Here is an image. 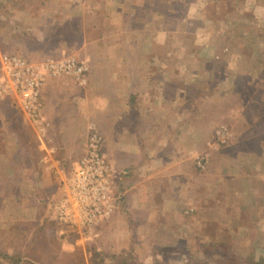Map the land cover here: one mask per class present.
Wrapping results in <instances>:
<instances>
[{"label":"crops","instance_id":"0c3cea01","mask_svg":"<svg viewBox=\"0 0 264 264\" xmlns=\"http://www.w3.org/2000/svg\"><path fill=\"white\" fill-rule=\"evenodd\" d=\"M144 2L100 0L99 6L90 9L92 17L88 28L96 34L89 44L84 42L90 57L88 81L80 85L68 76L47 79L42 90L44 112L50 123L46 141L38 140L37 132H33L16 101L0 98V177L10 175L13 191L10 202L15 214L12 223L21 226V230H34V235L35 231L40 232L37 235L44 233L47 241H40L39 237L35 241L32 239L44 264H64L66 255L78 253L83 257L81 264H88L93 254L102 260L101 264L107 257L114 264L123 255L136 257L137 247L161 246L145 236L148 231L173 230L176 235L173 234L171 241L161 244L188 246L189 250L193 243L186 240L191 235L184 237L185 230L189 234L197 229L199 215H206L202 222L207 224L217 220L213 214H218L224 223L230 224L233 219L241 224L243 211L255 207L251 198H258L260 192L264 197V177L257 179L255 174L246 172L251 165L259 167L254 158L249 160L247 156L260 154L262 145H251V153L247 154L246 145L238 143V133L229 142L233 145L220 147V151L212 153L208 168L213 172V166H217L215 159L220 157V173L215 171L219 177H206L208 179L201 184L204 191L199 186L196 162L203 152L207 155L210 148L206 145L208 133L205 132L204 137L199 134L194 122L199 112L189 107L185 109L183 102L194 93L196 86L209 79L220 50L212 44V35L194 34V50L204 57L200 58V68L193 67L189 74L180 71L185 63L164 60V54L171 51L164 45L165 40L160 42L163 45L136 47L134 51L132 40H129L133 38V21L142 20L137 7L153 5L150 0ZM219 3L224 6L223 2ZM157 4L169 6L165 1ZM214 4L218 6V0H214ZM195 5L196 10L179 20L204 23L205 16L198 4ZM120 13L131 21L126 29L118 26V22L124 21ZM99 18L109 22L106 34L102 32ZM122 38L128 39L130 44L123 45ZM1 50L0 44V76L3 75V56L16 55ZM99 52L106 55L107 60L98 58ZM153 53L157 57L150 60ZM134 54L141 56L132 60ZM221 81L227 85L231 82L229 79ZM232 85L236 86V82ZM91 127L102 135L106 159L116 173L113 177L115 208L109 218L94 225L92 233L69 239L64 235L75 232L65 227L58 229L60 225L52 218V207L63 196L64 181L84 155V143ZM201 130L202 134L205 128ZM252 133L253 138L261 141L259 129L252 128ZM228 148H233V161L236 160L231 166L221 161V156H230L225 153ZM217 178L222 186L220 193L215 188L219 184H213ZM237 181L245 185H232ZM255 186L260 187L257 193L253 190ZM246 190L254 196L247 195ZM200 206H204V210ZM3 210L5 214L10 211ZM138 254V260L145 264L154 256L148 252Z\"/></svg>","mask_w":264,"mask_h":264},{"label":"rangeland","instance_id":"374dc122","mask_svg":"<svg viewBox=\"0 0 264 264\" xmlns=\"http://www.w3.org/2000/svg\"><path fill=\"white\" fill-rule=\"evenodd\" d=\"M160 1L163 3L165 1L169 6L157 4ZM172 1L150 0L153 4L152 6H148L147 4H144V7L138 6L137 8L142 20L133 21L134 25L131 32L133 38L129 40H132L134 51L136 47L138 49L144 46L150 48L151 45H163L160 42L165 40L166 43L164 45L168 46L171 51L164 54V60L166 62L185 63L180 66L183 68L180 71H187L188 74L189 71L192 73L193 67L200 66V58L204 57V55L201 56V53L194 50L195 48L192 44L196 42L193 39L194 34L208 33L212 35L210 37L212 44H215L220 50L217 54L218 59L216 60V64H214V68H211L209 79L196 86L194 93L189 95L188 99L183 102L185 109L189 107L191 111L199 112L194 119L199 134L204 137L205 132L208 133L206 145L210 147V150H207V155H203L205 152L202 153V156H206L208 160L207 165L205 169H200L196 163L199 186L204 184L205 180L208 179L206 177H219L217 174L220 173L221 168L220 157L215 159L217 166L215 168L213 166V172L208 168L212 159V153L220 151V147L233 145L229 142L236 137V133L240 137V142L238 143L246 145L244 151L247 154L251 153L249 152L251 145H262L260 154L255 155V157L247 156L249 160L254 158L259 167L251 165L246 172L249 175L255 174L258 177L257 179L264 177V135H260L262 137L261 141L253 138L252 128L248 124L250 120L256 121V118L261 113H264V101H259V97L264 99V0H218V6L214 4V0ZM219 1L223 2L224 6ZM99 2L100 0H0L1 49L5 53L16 54L32 61L42 62L52 58H61L64 53L66 56H73L80 61L89 63L88 45H84V42L89 44L96 34L95 31H90L88 26L91 24L90 19L92 17L90 9H93L97 5L99 6ZM200 2L204 4H202L204 7L201 6ZM195 3L202 10L205 22L203 23L201 20L180 21L179 19H186L185 15H190L192 10H196ZM194 16L195 13L191 15V17ZM119 17L124 21L118 22V26L126 29L131 21L127 18L124 19V13H120ZM99 19L102 24V32L106 34L109 22H105L102 18ZM111 23L113 24V22ZM84 31L85 34L83 35ZM129 40L125 38L121 39L123 45H129ZM7 49L10 51L7 52ZM55 54H61V56L55 57ZM140 56V54H134L132 60H137ZM155 56L157 57L155 53L150 54V60ZM97 57L105 60L106 55L99 52ZM187 72L185 74L186 77H188ZM240 76L243 78L240 79ZM222 79H229L231 82L228 85L223 84L226 82H222ZM234 81L236 85L239 81L243 82L241 93L231 90ZM220 91H222L224 96H219ZM215 93L217 97L214 96ZM3 99L12 100L9 97ZM249 102L253 103V106L249 105L251 104ZM255 116L258 117L255 118ZM256 126L259 127V122L256 123ZM221 127H225L228 130L225 142L222 141V135L217 133ZM31 128L36 133L32 123ZM203 128L205 130L201 134L200 132L203 131L201 130ZM36 135L40 141L39 135L37 133ZM246 139L250 140L246 141ZM86 141L87 138L85 143ZM200 144L198 142V145ZM231 149L233 148L227 149L229 152L225 150V153H229L230 156L220 155L223 157L221 161L225 165L229 164V166L236 162V160L233 161L235 158H233ZM240 159L243 160L242 153H240ZM240 167L242 168L243 165ZM0 179V250H4L6 253L10 251L13 254H23L25 251L33 249L32 245H29V243H32V239L35 241V238L39 237L40 241L42 239L47 241V238L40 234L37 235L40 233L39 231H35V236L32 229L21 231L19 227L18 229L15 227L12 223L15 214L12 213L13 205L10 202L13 198V191L10 189V175H3ZM218 179L214 180L213 184H219L215 188L220 193L219 188L222 186L220 182H217ZM237 182L232 185H235V187L239 183V186L241 184L245 185L242 181ZM200 187L202 188L203 185ZM202 189L203 191L205 190L204 187ZM245 189L246 187L241 189V191ZM253 190L257 193L260 187L255 186ZM236 192L239 193V191ZM246 193L249 195L247 190ZM257 195L258 198H254V194L249 195L250 197L254 196L251 200L255 203V207L254 209L246 208L243 211L241 218L243 221H241V224H238L233 219L230 224L226 222L225 224L223 220L220 221L218 214H213V217L217 218V220L207 224L202 222L206 215L203 213L199 215L196 221L197 229L189 234L185 230L187 235L184 237L191 235L186 240H189V244L193 243L189 250L187 246L183 245L178 247L161 244L165 241L166 243L169 242L174 237L173 234L176 235L173 230H168L165 233L162 231H148V233H145V236L153 239V243L160 244L161 246H150L146 249L144 246L142 247L143 249L137 247L136 255L139 256L138 252L143 254L148 252L151 256L154 255L153 259L147 264H156L158 262L159 264H190L185 255L188 252H194L196 257H198V262L201 264H204L205 261H208V263L211 261L210 264H218L222 261L223 257L218 254L217 247H209V245L215 246L216 244H220V247L227 244L230 252L232 251L231 253L242 259L251 257L253 253L255 256L261 255L264 251V197H261V192ZM216 196L217 200H219V195ZM217 206V209L221 208L219 204ZM200 207L204 210V206ZM4 208L10 210L8 214L3 212ZM233 213H236V210ZM66 235H68L69 239H77V236H81L80 233H67L64 236ZM45 248L47 247L43 249ZM157 254H161L162 258H157ZM37 255L39 256L38 253ZM48 255L50 257V254ZM80 256L79 253L73 256H66L64 264H73L75 260H80L78 264H81L83 260L81 258L83 257ZM137 256L123 255V258L120 257L117 259L118 262L115 263L145 264V262L138 260ZM39 257L42 256L40 255ZM91 259H89L88 264H101L102 260H98L95 254H93ZM157 259L159 260L157 261ZM111 263L112 259L110 261L107 257L106 261L103 260L102 264ZM191 264L193 263L191 262Z\"/></svg>","mask_w":264,"mask_h":264},{"label":"built area","instance_id":"2783aa9c","mask_svg":"<svg viewBox=\"0 0 264 264\" xmlns=\"http://www.w3.org/2000/svg\"><path fill=\"white\" fill-rule=\"evenodd\" d=\"M63 56V57H62ZM32 61L18 55H4L3 75L0 77V98L16 101L20 110L32 123L42 141L48 138L50 123L46 119L42 90L49 78L71 77L80 85L88 81L89 64L73 56ZM227 128L217 132L226 141ZM206 156L197 158V165L205 169ZM104 150L103 137L90 128L84 145V155L64 181L63 196L52 207V218L61 226L75 233L89 235L97 222L111 216L115 208L113 177Z\"/></svg>","mask_w":264,"mask_h":264},{"label":"trees","instance_id":"16d2710c","mask_svg":"<svg viewBox=\"0 0 264 264\" xmlns=\"http://www.w3.org/2000/svg\"><path fill=\"white\" fill-rule=\"evenodd\" d=\"M6 21L8 22L7 19H6ZM57 56L58 55H56L55 57H57ZM242 78L243 77L240 76V79H242ZM242 85H243V82L239 81L235 87H232L233 89L231 88V90L232 91L235 90L238 93H241L242 92L241 91V86ZM219 93H220L219 96H224L222 94V91H220ZM214 96L217 97L216 93L214 94ZM261 100L264 101L263 98L259 97V101H261ZM249 103H251V102H249ZM249 105H252L253 106V103H251ZM253 114L255 115V113H253ZM256 117H258V116H255V118ZM257 122H259V127L260 128L258 126H256V123ZM248 124H249V127H251V128H255L256 130L259 129L260 132H261V134L263 133L262 135H264V113H261L259 115V117L256 118V121H253V120L251 121L250 120ZM249 140L250 139H247L246 141H249ZM15 227L18 229L19 225H15ZM58 229H64V228H62L61 226H59ZM41 235L45 236L44 233H41ZM52 244L50 242V245H52ZM29 245H32V243H29ZM209 247H217L218 248V251H219L218 254H220L223 257V258L221 257L222 258V261L220 263H218V264H264V251H263V253H261V255L259 254V255H256L255 256V254L253 253L251 255V257L242 259V258L237 257L235 254L231 253L232 251L230 252V248L228 247L227 244H224L223 246L221 245V247H220V244H216L215 246H210L209 245ZM32 248L33 249L27 250L23 254L20 253L21 255L20 254H16V253L13 254L10 251H7V253H6V252H4V250L3 251L0 250V264H44V261L41 260L42 258L37 255V253H39V252L36 251L37 248H35V246H33V245H32ZM220 251H222V252H220ZM191 253H193V254H191ZM191 253L188 252L185 255V257L188 259L189 263L191 264V262H192L193 264H201L200 262H198V257H196V255L194 254V252H191ZM160 256L162 258V255L161 254H160ZM158 260L159 259H157V261ZM5 261H7V263H5ZM79 261L80 260H75L73 262V264H78ZM210 263H211V261H209V263H208V261H205L204 264H210ZM156 264H159V262L156 263Z\"/></svg>","mask_w":264,"mask_h":264},{"label":"bare ground","instance_id":"6f19581e","mask_svg":"<svg viewBox=\"0 0 264 264\" xmlns=\"http://www.w3.org/2000/svg\"><path fill=\"white\" fill-rule=\"evenodd\" d=\"M63 183V182H62Z\"/></svg>","mask_w":264,"mask_h":264}]
</instances>
